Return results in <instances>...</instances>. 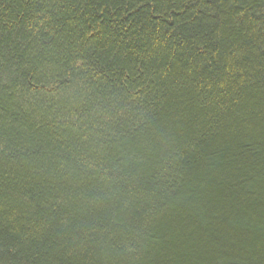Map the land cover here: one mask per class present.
Masks as SVG:
<instances>
[{
  "label": "trees",
  "instance_id": "16d2710c",
  "mask_svg": "<svg viewBox=\"0 0 264 264\" xmlns=\"http://www.w3.org/2000/svg\"><path fill=\"white\" fill-rule=\"evenodd\" d=\"M0 264H264V0H0Z\"/></svg>",
  "mask_w": 264,
  "mask_h": 264
}]
</instances>
